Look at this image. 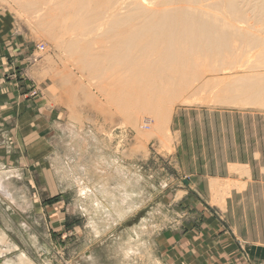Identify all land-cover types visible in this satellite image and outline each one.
I'll list each match as a JSON object with an SVG mask.
<instances>
[{
    "label": "rangeland",
    "instance_id": "374dc122",
    "mask_svg": "<svg viewBox=\"0 0 264 264\" xmlns=\"http://www.w3.org/2000/svg\"><path fill=\"white\" fill-rule=\"evenodd\" d=\"M240 1L246 8L253 2ZM25 3L0 0V24L25 48L7 80L33 101L40 129L52 131L4 152L15 160L4 162L0 183L12 199L0 193V232L13 249L0 255V264H192L209 236L224 229L225 209L215 206L224 197L210 200L186 184L191 174L180 128L187 134L201 126L208 136L215 121V137L238 136L240 126L247 136H263L264 108L217 104L213 84L263 71L261 47H244V57L230 64L235 68L218 77L204 70L201 81L208 82L171 103L161 123L146 109L125 112L110 101L101 90L105 79L93 77L69 50L72 31L42 20ZM246 8L249 23L238 26L263 34L264 15Z\"/></svg>",
    "mask_w": 264,
    "mask_h": 264
},
{
    "label": "bare ground",
    "instance_id": "6f19581e",
    "mask_svg": "<svg viewBox=\"0 0 264 264\" xmlns=\"http://www.w3.org/2000/svg\"><path fill=\"white\" fill-rule=\"evenodd\" d=\"M25 2L26 8H35L37 17L51 18V25L72 31L67 41L69 50L79 55L81 66L93 77L105 79L101 90L110 101L125 112L146 109L161 123L169 115L171 103L208 82L201 81L205 71L216 77L225 70L232 71L235 66L230 64L244 57V47H261L264 59V30L261 34L253 30L254 26L237 24L248 21L243 14L246 4L240 0ZM247 8L264 15V0H253ZM227 78L213 82L217 104L264 108V68L233 80ZM3 193L12 199L5 186ZM9 249L13 245L3 241L1 234L0 255Z\"/></svg>",
    "mask_w": 264,
    "mask_h": 264
},
{
    "label": "crops",
    "instance_id": "0c3cea01",
    "mask_svg": "<svg viewBox=\"0 0 264 264\" xmlns=\"http://www.w3.org/2000/svg\"><path fill=\"white\" fill-rule=\"evenodd\" d=\"M12 34L5 29L2 22L0 24V182L4 179V162L10 164L12 161V164L15 160V156L5 157V151H10L15 146L16 149L20 148L22 140L29 144L25 142L28 136V139L33 136L37 138L52 131L49 127L48 131H45L46 128L40 129L41 117L35 112L33 101L22 96L23 91L18 86V82L15 84L13 79L7 80L8 74L21 65L25 54V48ZM4 37L13 40L4 43ZM179 124L181 126L184 122ZM209 124L208 136L201 126L197 130L193 127L187 134L182 131V127L180 128L183 156L191 174V180L186 181V184L192 192L205 195L210 200L216 194H221L220 197L223 195V204L221 206L215 204V206L225 209L223 215L226 222H223L222 232L209 236L211 238L205 245L206 248L193 257L192 264H264V135L247 136L240 126V129H237L238 136L215 137L216 133L214 134L213 130L216 128V122L209 121ZM27 129H30V132L26 134ZM260 131L262 132L261 128ZM8 136L12 141L9 142L8 139L4 142V137L8 138ZM21 158L23 159V156ZM11 172H6V175ZM0 185L3 198L4 183ZM217 201L219 198L214 202ZM216 218L215 220L219 222ZM214 225L218 228L219 224Z\"/></svg>",
    "mask_w": 264,
    "mask_h": 264
}]
</instances>
